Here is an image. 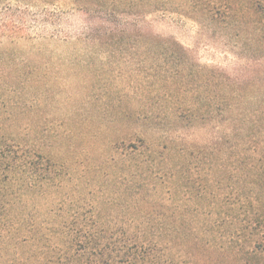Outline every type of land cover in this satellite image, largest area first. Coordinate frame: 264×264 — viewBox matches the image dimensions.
<instances>
[{
    "label": "rangeland",
    "instance_id": "1",
    "mask_svg": "<svg viewBox=\"0 0 264 264\" xmlns=\"http://www.w3.org/2000/svg\"><path fill=\"white\" fill-rule=\"evenodd\" d=\"M0 142L110 264H264V0H0Z\"/></svg>",
    "mask_w": 264,
    "mask_h": 264
},
{
    "label": "trees",
    "instance_id": "2",
    "mask_svg": "<svg viewBox=\"0 0 264 264\" xmlns=\"http://www.w3.org/2000/svg\"><path fill=\"white\" fill-rule=\"evenodd\" d=\"M43 158L19 145L0 142L2 264H110L108 243L97 220L67 215L77 208L63 200L57 207L49 206L46 215L39 214L35 197L55 186V180L46 181L47 172L39 168Z\"/></svg>",
    "mask_w": 264,
    "mask_h": 264
}]
</instances>
